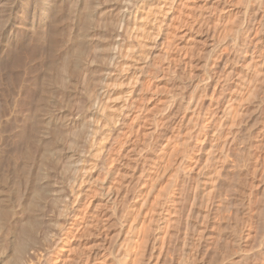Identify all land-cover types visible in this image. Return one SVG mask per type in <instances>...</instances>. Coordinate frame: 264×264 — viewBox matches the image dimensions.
<instances>
[{
  "label": "bare ground",
  "instance_id": "obj_1",
  "mask_svg": "<svg viewBox=\"0 0 264 264\" xmlns=\"http://www.w3.org/2000/svg\"><path fill=\"white\" fill-rule=\"evenodd\" d=\"M200 1L0 0L1 41L16 46L22 37L20 42L25 39L29 46L42 43V50L37 51L40 55L33 49L37 56L32 58L33 66L28 64L25 69L22 61L25 77L15 61L9 78L15 90L9 108L10 130L1 129L0 119V264H215V258L213 262L207 254L215 233L223 231L220 218H212V214L225 209L222 201L228 197L223 198V183L242 165L238 153H252L246 130L264 109V0H216L215 10L208 15L203 14ZM236 2L245 6L241 15L229 8ZM196 24L209 37V48L203 49L207 51L206 68L201 69V76L196 72L199 78L189 83V95L179 96L178 101L177 95L171 96L165 107L161 105L167 116L155 111L158 117L151 124L150 138L141 142L135 122L129 121L138 116V111L136 117L132 115L141 107L140 101L148 98L143 91L155 92L161 83L158 76V81H152L153 74L160 72L164 78L168 71L175 77L176 62L182 61L185 74L196 75L191 74L193 66L186 67L191 63L186 60L187 49L173 52L179 28L186 25L190 34L194 28L200 29ZM252 44H257L256 60H252L253 53L248 54ZM241 52L251 61L239 59ZM238 59L246 63L231 67ZM231 74L235 88L224 93L227 87L223 84ZM20 88L23 102L18 100ZM206 94L208 99L202 104ZM176 105H180L178 113L170 118ZM156 134L163 140L158 147L152 141L155 149L151 143L154 150L149 156L148 144ZM259 139L253 142L257 144ZM128 141L133 145L128 149L139 151L140 158L129 176ZM253 157L252 161L257 159ZM244 160L248 162L239 168L243 174L238 172L246 179L242 196L247 224L242 234L230 237L222 253L223 264H240L252 249L247 241L249 247L244 248L243 238L249 236L252 191L261 183L262 177L256 174L264 165L257 160L250 169V159ZM92 205L98 208L92 209ZM94 230L103 234L101 249L92 250L90 245L84 250L83 246L77 256L82 237ZM261 238L256 243L263 247L264 236Z\"/></svg>",
  "mask_w": 264,
  "mask_h": 264
},
{
  "label": "rangeland",
  "instance_id": "obj_2",
  "mask_svg": "<svg viewBox=\"0 0 264 264\" xmlns=\"http://www.w3.org/2000/svg\"><path fill=\"white\" fill-rule=\"evenodd\" d=\"M1 1H5V0H1ZM202 1V0H201ZM200 1V3H199V5H201V10H203L202 12H203V14L204 15H208L209 13H211L212 11H214L215 10V8H213L214 7V2L216 1V0H203V2H201ZM211 1V2H210ZM204 4V5H203ZM209 5V6H208ZM203 6V7H202ZM213 6V7H212ZM209 7V8H208ZM244 4L242 5L241 3H237L236 2V4L234 3L232 6H230L229 8L230 9H232V11L234 12V13H236L237 12V15H241L242 14V12H243V10H244ZM57 9H58V7L56 8V6H55V9H54V12H53V14L55 13V16H56V13H57ZM236 9V10H235ZM212 10V11H211ZM236 11V12H235ZM53 18H55L54 17V15H53ZM55 20H56V18H55ZM0 22L2 23V21L0 20ZM197 26H198V29L199 30H197L196 28H194V30L196 31H194L193 30V32L192 33H188L187 31H186V25L184 26V28H183V26H182V28L180 27L179 28V35L177 36V42L175 43V47H174V50H173V52L175 53V54H179L180 52H182L183 51V49H184V51L186 50V54H187V52H188V54L186 55L187 57V59L186 60H191L190 62L191 63H189V61H186V64L187 63H189L188 64V66L186 65V67H190V69H191V67H192V69H191V74L192 73H198L200 76L202 75L201 73H202V70L204 69L205 70V68H206V64H207V59H206V57H207V51H203V49L204 48H209V37L207 38V34H206V32H203V29H205V28H203V26H201L200 24L198 25V24H196ZM196 25H195V27H196ZM0 27H1V25H0ZM185 29V30H184ZM182 30H183V32L185 31V33L187 34V35H185V33H183L182 34ZM202 30V31H201ZM3 31L0 29V101H1V103H0V119H1V122H2V126H4V127H2L1 129L4 131H8V130H10V128L8 127V126H10V120H12V116H11V111H9V110H11V109H9V108H11V106H12V104L11 103H13V99H12V101H11V97H13V93H14V87H13V85H11V80L12 79H9L10 78V76H11V74H12V70L14 69V63H15V61L17 60L18 61V71H19V73L21 74V76H22V74H23V77H25V75H24V69L23 68H25L26 66H28V64H29V66H31L30 64H32V66H33V64L35 63V61L33 60V59H35L38 55H40L41 54V52H39L40 54H38V52L37 51H41L42 50V48L41 47H39V46H41L42 45V43H41V45H40V43H38V45L35 47V46H29V44L27 43V41H26V43L28 44V46H29V48L30 49H37V50H35L36 52H37V56H34V55H36V53L34 54L33 52H34V50L33 51H31L30 49H27L26 48V43H25V39H23V41H21L20 42V40L22 39V37H21V39L19 40V38L17 39V42H16V46H12L11 44H4L5 42H2L1 40H3L4 41V35H3V33H2ZM2 33V34H1ZM199 33H201V34H199ZM205 33V34H204ZM189 34V35H188ZM180 35H182V37L180 36ZM202 35V36H201ZM204 35H206V36H204ZM3 36V37H2ZM191 36H192V38H191ZM181 37V38H180ZM189 37L191 38V39H189ZM204 37V38H203ZM185 38V39H184ZM180 39V40H179ZM184 39V40H183ZM185 40H186V42H185ZM188 40V41H187ZM191 40V41H190ZM195 40V41H194ZM200 40V41H199ZM203 40H204V42H203ZM206 40V41H205ZM20 42V44H19V42ZM179 41V42H178ZM183 41V42H182ZM190 41V42H189ZM193 41V42H192ZM207 41L209 42L208 44H207ZM25 43V45L24 44H22V43ZM185 42V43H184ZM187 42H188V44H187ZM178 43V44H177ZM182 43H184L185 45H182ZM193 43V44H192ZM19 44V45H18ZM186 44H187V46H186ZM179 45V46H178ZM180 45H182L181 47H180ZM197 45V46H196ZM255 45H257V44H252L251 45V47H250V51L248 52V54L250 53V55L249 56H252L251 54L253 53V58H255V59H253L252 58V60H256L257 58H258V56H257V49H256V47H255ZM2 46H3V48H2ZM5 46V47H4ZM8 46H9V48H8ZM19 46L21 47V48H19ZM185 46V47H184ZM199 46V47H198ZM180 47V48H179ZM187 47H190V48H187ZM24 48V49H23ZM176 48V49H175ZM19 50V51H16V50ZM23 49V50H22ZM39 49V50H38ZM41 49V50H40ZM180 49V52H177L176 53V51H178ZM193 49V50H192ZM206 49H204V50H206ZM14 51V52H11V51ZM22 50V51H21ZM30 50V51H29ZM196 50V51H195ZM227 50V49H226ZM2 51V52H1ZM6 51V52H5ZM9 53H8V52ZM21 51V53H24L23 55L25 56H23V55H21V53L19 54V52ZM27 51H29L28 53H26ZM10 52H11V54H10ZM32 52V53H31ZM197 52V53H196ZM223 52L225 53L226 51H225V49L223 50ZM29 53L31 54V56L29 55ZM194 53V54H193ZM227 53V52H226ZM6 54V55H5ZM33 54V55H32ZM242 54V55H241ZM248 54H243L242 52L241 53H239V56H238V58L239 59H241V58H243V60L245 59L246 61H247V59H248V61H251V57H248L247 55ZM9 55V56H8ZM19 55V56H18ZM193 55V56H192ZM198 55H200V56H198ZM22 56V58H20ZM163 54H161V56H160V58L162 59V60H164L165 61V59L164 58H166L165 56H164V58H163ZM244 56V57H243ZM20 58V60H19V58ZM27 57V58H26ZM35 57V58H34ZM188 57H190L189 59H188ZM241 57V58H240ZM33 58V59H32ZM202 58H205V59H202ZM26 59V60H25ZM167 59V58H166ZM238 59V63L237 62H235V63H231V67H232V65H233V68H239V65L240 64H244V63H246V62H244L243 60V62L241 61V60H239ZM14 60V62H12ZM32 60V61H31ZM22 61H23V65H21L22 64ZM34 61V62H33ZM167 61V60H166ZM165 61V62H166ZM204 61H206V63L204 62ZM240 61V62H239ZM247 61V62H248ZM12 62V63H11ZM31 62V63H30ZM179 62V63H178ZM182 61H177L176 62V64H179V65H177V68L179 69H176V71H175V77H173V75L172 74H174V72L173 73H171V72H169L168 73V71H167V74H169V76H168V78H170V80L169 79H167V81H166V78H167V76L165 75L164 76V78H163V76L161 75V73L159 72H156V73H158V74H156L155 75V73L153 74V78L156 76V78L155 79H153L152 81L153 82H155V81H158L159 80V78L158 77H160V84H159V86H161L162 87V91H160V89H158L159 88V86L157 87V89H158V91H157V89H155L154 91L156 92H153V90L152 91H150L149 89H146L145 91H143V92H146L145 93V96L144 97H147L148 96V98H144L143 97V92H142V99L144 98L145 100H142V102L140 101V103L138 104L139 106L141 105V107H136V108H138V109H134V113H133V115L132 116H134V117H136L137 115V117L136 118H134L133 119V117H131L130 119L131 120H133V121H129V123H133L134 124V122H135V129L137 130H139V137H140V139L142 140L141 142H145V141H147V140H149V138H150V131H151V128H152V126H151V124L153 125V123H154V120L153 119H155V118H157L158 116H160V115H164L165 113H166V115L165 116H167L168 114H167V112L165 111V108H163L161 105H164V107H165V104H166V102H167V100L171 97V96H176V98H177V101H178V98H180L179 96H185V95H189L190 93H191V91H192V88H190L191 87V85H189V83L191 84V80L192 79H194V78H199V75L196 73V75L195 74H192V75H194V77L192 76V78H191V76L188 74L187 75V72H186V74H185V72H184V64H183V62L181 63ZM10 63V64H9ZM25 64V65H24ZM204 64V65H203ZM223 65V62H221L220 64H219V67L217 68V72L219 73V72H221V66ZM236 64V65H235ZM7 65V66H6ZM9 65H11V67L9 66ZM23 67H21V66ZM238 65V66H237ZM201 66V67H200ZM235 66V67H234ZM2 67V68H1ZM13 67V68H12ZM184 69H183V68ZM199 67H200V69H199ZM11 69V70H10ZM25 69H28V67H26ZM182 69H183V71H182ZM202 69V70H201ZM9 70V71H8ZM178 70V71H177ZM203 70V71H204ZM14 71V70H13ZM180 71H182V74H181V72ZM3 72V73H2ZM5 72V73H4ZM179 72V73H178ZM201 72V73H200ZM9 73V74H8ZM160 74V75H159ZM165 74V73H164ZM183 76H181V75ZM188 77V78H186V76ZM13 75V74H12ZM172 75V76H171ZM3 76V77H2ZM158 76V77H157ZM162 76V77H161ZM178 76V77H177ZM197 76V77H196ZM5 77V78H4ZM166 77V78H165ZM186 78V80H185V78ZM231 77H232V74H231ZM230 77V79L228 80V82L226 81L225 82V84H223L224 86L223 87H227L226 89H224V90H222L223 92L225 91V92H227L228 90L227 89H229L230 91L231 90H233V88H235V87H233V81L235 80L234 78H235V76H233L232 78ZM178 78L181 80V78H183L181 81L180 80H178ZM191 78V79H190ZM9 79V80H8ZM162 79V80H161ZM165 81H164V80ZM175 79V80H174ZM8 80V81H7ZM10 81V82H9ZM22 81V80H21ZM164 81V82H163ZM177 81V82H176ZM186 81H189V82H187V83H185ZM7 82V83H6ZM9 82V83H8ZM162 82H163V86H162ZM6 83V84H5ZM178 83V84H177ZM181 83V84H180ZM229 83V84H228ZM23 84H25V83H23ZM167 84V86H165ZM180 84V85H179ZM9 85V86H8ZM20 85H22V83L20 84ZM186 85V86H185ZM188 85H189V87H188ZM225 85H228V86H225ZM8 86V87H7ZM12 88H11V87ZM25 85H22V87H24ZM173 86V87H172ZM231 86V87H230ZM160 87V88H161ZM163 87H165V88H163ZM176 87V88H175ZM187 87V88H186ZM167 88V89H166ZM185 88V89H184ZM21 89V88H20ZM165 89V90H164ZM183 89V90H182ZM187 89H188V92H186L187 91ZM189 89H191V91L189 90ZM167 90V91H166ZM177 92H176V91ZM179 90V91H178ZM182 90V91H181ZM227 90V91H226ZM153 92V93H151L150 94V92ZM163 91H165V92H167V93H165V92H163ZM174 91V92H173ZM190 91V92H189ZM161 92H163V93H161ZM176 92V93H175ZM179 92H180V94H182V95H180L179 94ZM182 92V93H181ZM185 92H186V94H185ZM224 92V93H225ZM159 93H161V94H159ZM189 93V94H188ZM19 94H21V95H19ZM19 98L20 99H18V100H20V102H23V100H24V92H23V88L19 91ZM155 94V95H154ZM208 94H209V92H208ZM208 94H206L205 95V98L203 97L202 99V104L203 103H206V101H207V99H208ZM10 95H12V96H10ZM207 98V99H206ZM8 99V100H7ZM163 99L165 100L164 102L165 103H163V104H161L160 102H162L163 101ZM162 100V101H161ZM11 101V102H10ZM6 102H9L10 104H8L7 105V103ZM146 102V103H145ZM142 103V104H141ZM158 103V104H157ZM1 104H2V107H1ZM4 104H6L5 106H4ZM178 104H179V102H178ZM177 104V105H178ZM11 105V106H10ZM137 105V106H138ZM155 105V106H154ZM176 105V107L172 110V112L170 111V113H169V117L170 118H173V117H176V112L178 113V108L177 107H180V105L179 106H177ZM10 106V107H9ZM147 108H146V107ZM151 106V107H150ZM158 106H161V107H158ZM6 107V110L4 109ZM158 107V108H157ZM8 108V109H7ZM145 108L147 109V111L145 110ZM177 108V109H176ZM1 109H3V110H1ZM162 109H164V111L162 110ZM9 112H8V111ZM139 110H140V112H143V113H140L139 112ZM156 110H160V112L159 111H156ZM163 112H162V111ZM261 110V109H260ZM260 110H258V111H260ZM263 110V111H262ZM262 112H258V114L257 113H255V116H256V114H257V118H255L254 117V119L252 120V122L255 124H253L252 123V125H253V127L251 128H247V130L246 131H248V137H249V139H248V142L250 143V139L252 140L251 141V147L249 148L250 150L249 151H252V153H249L250 155H251V157H250V155L248 154V151H245V152H247V154L245 153V152H242V153H244V155L243 154H239L238 153V155H240V161L242 162V163H240V161H239V165H241L242 167H244V165H243V163H247L248 162V160L247 161H245L244 159H247V158H249L250 160H249V162H250V164L248 163V165H252V163L253 164H255L256 163V161L258 162V163H260V165L261 166H263L264 165V162H261V161H264V122H263V118H264V109L262 108ZM2 111V112H1ZM138 111V112H137ZM149 111V112H148ZM155 111H156V113H155ZM176 111V112H175ZM136 112H137V115H136ZM146 112V113H145ZM158 112H159V114H158ZM165 112V113H164ZM2 113V114H1ZM10 113V114H9ZM139 113V114H138ZM154 113L156 114V115H158V116H154ZM8 114V115H7ZM173 114V115H172ZM261 114V115H260ZM2 115H4V116H6L5 118H2L3 116ZM140 115V116H139ZM148 115V116H147ZM149 115H150V118H149ZM171 115V116H170ZM142 116H144V119L143 120H141L143 117ZM149 118H147V117ZM154 118H153V117ZM262 116V117H261ZM10 119H9V118ZM139 117H140V119H139ZM142 117V118H141ZM152 117V118H151ZM138 118V119H137ZM168 118V117H167ZM152 119V120H151ZM6 121V123H5V125H4V122ZM129 120V119H128ZM258 120V121H257ZM143 121V122H142ZM153 121V122H152ZM9 124H8V123ZM141 123V125H140V123ZM144 125V127H145V129H144V127H143V125ZM150 126H149V125ZM263 124V125H262ZM249 125H250V123H249ZM248 125V126H249ZM262 125V126H261ZM6 126V127H5ZM140 126H142V127H140ZM8 127V130L6 129ZM259 127L260 128H262V130L261 129H259ZM143 128V129H142ZM0 129V131L1 132H3L2 130ZM134 129V130H135ZM135 130V131H136ZM144 130H145V132H144ZM257 130H259V131H257ZM261 130V131H260ZM147 131H149V132H147ZM257 131V132H256ZM146 132H147V134H146ZM257 134H256V133ZM259 132V133H258ZM261 132V133H260ZM142 133H143V135H142ZM149 133V134H148ZM247 133V132H246ZM142 135V136H141ZM161 135V134H160ZM160 135L159 134H156L155 136H154V139H150V144H148V153H150L149 154V156H151L152 154H153V150L155 149V147L154 146H156V147H158L159 146V143L163 140L162 139V137H160ZM253 135H254V137L255 138H253ZM261 135V136H260ZM149 136V137H148ZM162 136V135H161ZM250 136H252V138L250 137ZM156 137H157V139H156ZM260 138L259 140L260 141H258V143L256 144L255 142H253V140L255 141V139L256 138ZM161 138V139H160ZM146 139V140H145ZM161 140V141H160ZM261 140H262V142H263V144H262V142H261ZM152 141H154L153 143H152ZM191 143L193 142V140H191L190 141ZM189 142V145H188V147L190 146H192V144ZM261 142V143H260ZM131 143V144H130ZM151 143H152V146H153V144H155L154 146H153V148L154 149H152L149 145H151ZM257 145V148L259 147L258 146V144L260 143L261 145H260V147L258 148V149H256V145ZM142 144V143H141ZM158 144V145H157ZM191 144V145H190ZM252 145H253V147H252ZM254 145H255V147H254ZM132 147L133 145H132V142L130 141H128V143L125 145V147H126V149H128V147ZM141 146H143V144L141 145ZM150 147V148H149ZM189 147V148H190ZM254 148V149H253ZM130 149H132V148H130ZM130 149H128L127 150V153H129L128 155H129V158L131 159V162H130V160L129 159H126V162H129V163H131V164H129L128 165V167H129V169L130 170H127V175L129 174V172H130V174H131V172H132V170L134 169V167L136 166H134V167H132L135 163L137 164H139V162H140V158H139V156H138V152L139 151H134V150H130ZM152 149V150H151ZM252 149V150H251ZM156 150H157V148H156ZM155 150V151H156ZM133 152V153H132ZM135 154H137V155H135ZM253 154V155H252ZM131 155V156H130ZM237 155V156H238ZM241 155H243L244 156V159H243V156H241ZM246 155H247V157H246ZM133 156H134V158H133ZM249 156V157H248ZM253 156H257V159H254V161H252L253 159L252 158H256V157H253ZM259 156V157H258ZM242 158V159H241ZM260 158V159H259ZM263 158V159H262ZM134 159V160H133ZM129 160V161H128ZM134 162H133V161ZM136 160H138V161H136ZM136 161V162H135ZM260 161V162H259ZM149 161H147V163H148ZM252 162V163H251ZM245 163V164H246ZM240 166V167H241ZM124 167H125V165H124ZM132 169H131V168ZM145 167H146V165H145ZM239 167V168H240ZM242 167H241V169H242ZM126 168V167H125ZM237 168V167H236ZM235 168V169H236ZM239 168H237L236 169V171H235V173H234V175H232L233 173H230V175L228 176V178H230V179H228V181H227V179L225 180L226 182H225V184L223 183V185L226 187V185L228 186V187H226V188H224V186H223V188H222V191H223V193H224V195L225 196H223V193H222V196H223V198L224 199H226L227 197H228V200H223L222 202L225 204V205H223L224 207H225V209H222V208H224V207H222L221 209L222 210H219V211H221V212H219L218 211V209L217 210H215V212H214V215L212 214V218H216V219H218V217L220 218L219 220V222H220V226H219V229L221 228L222 229V231H223V233L221 232L219 235H216V233H215V240L213 241V245H211V247L209 248L210 250H208L209 252H208V254L207 255H209V256H211L210 258H209V256H208V258L209 259H211L212 260V258L214 259L215 258V260H216V262L215 261H213V262H215V264H217V262L219 263V262H221V264H223V258H222V253H224L225 252V250H227L226 248L228 247V245H229V241L231 240V238H233V237H235V236H237V235H239V234H242L241 232L242 231H245V227H246V224H247V221H246V217H247V214H246V211H245V205H244V198H243V191L242 190H244V186L245 185H243V184H245L244 182H245V180L246 179H244L243 178V176H241L242 174H243V172H242V170L241 169H239ZM253 168V165H252V167H250V169H252ZM261 168V167H260ZM263 168V167H262ZM261 168V169H262ZM264 169V168H263ZM258 170V174L260 175L261 173L264 175V170ZM238 171H241L242 172V174L240 173V172H238ZM252 171V170H251ZM260 171V172H259ZM234 172V171H233ZM249 174H250V171H249ZM258 174H256V177L258 178V177H262L261 178V183H256L255 185V187H256V189L254 190V188H253V194H252V203L250 204V214H251V216H252V214H253V216H252V219L250 218V231H249V238L247 237H245V238H243V243L245 242L246 243V241L247 242H249L248 244L250 245V247H252V249H251V252L249 251V257H247V258H243V259H241V262H240V264H264V246L263 247H261V246H259L260 245V243H256V241H259L260 242V239H262L261 237H263L264 236V232H263V230H264V228H263V222H262V220L264 221V219L263 218H260V217H262V216H264L263 214H262V211L264 212V209H262V208H264V192H263V194L260 192L262 189L264 190V182H262V181H264V177L263 176H259ZM126 175V176H127ZM235 175H236V177H235ZM129 176V175H128ZM128 176L127 177H124L125 179H127L128 178ZM240 176V177H239ZM120 177V176H119ZM123 178V179H124ZM233 178V179H232ZM235 179V181H233ZM240 183H239V182ZM242 181H244V182H242ZM228 183V184H227ZM233 183H235V184H233ZM247 183V182H246ZM263 183V184H262ZM229 184H231V185H229ZM239 184V185H238ZM235 185V186H234ZM240 186V187H239ZM261 186H263V188L261 187ZM232 187V189H230ZM233 187H236L235 189L233 188ZM239 187V188H238ZM260 187V188H259ZM257 188H258V190H257ZM224 189V190H223ZM230 189V190H229ZM241 189V190H240ZM261 189V190H260ZM226 190V191H225ZM235 192H234V191ZM237 190V191H236ZM256 191H258V192H256ZM230 192H231V194H230ZM234 192V193H233ZM239 192V193H238ZM227 193H229V195L227 196L226 194ZM238 193V194H237ZM240 194V195H239ZM232 195V196H231ZM243 195V196H242ZM257 195H259L260 196V198L259 199H257L259 196H257ZM236 196L238 197V198H236ZM254 196V197H253ZM226 197V198H225ZM229 197H230V199H229ZM217 198H218V196H217ZM217 198H215V200L217 199ZM240 198V199H239ZM256 198V199H255ZM93 199V204H96V201H95V197H93L92 198ZM238 201V203H237V201ZM260 200V201H259ZM217 202L216 203H218L219 202V200L217 199L216 200ZM226 201L227 202H229V203H226ZM233 201V202H232ZM230 202L232 203V204H230ZM223 203H221V204H223ZM234 203V204H233ZM236 203V204H235ZM234 205H236L235 206V208L233 207ZM242 205V206H241ZM253 205V206H252ZM260 206H262V208L260 207ZM98 208V206L97 205H92V209H94V208ZM244 207V208H243ZM102 207H99V209H101ZM232 208V209H231ZM262 209V210H261ZM224 210H225V212H224ZM231 210V211H230ZM104 211V210H103ZM229 211V212H228ZM254 212V213H253ZM105 213L106 214H108L109 212L108 211H105ZM220 213V214H219ZM225 213H227V214H225ZM255 213H260L261 214V216H257V215H255ZM215 214H217V215H215ZM229 214V215H228ZM196 215V214H195ZM107 216V215H106ZM216 216V217H215ZM224 216V217H223ZM228 216V217H227ZM246 216V217H245ZM256 216L258 217V219H261V222H259V220L256 218ZM108 217H110V218H108ZM108 219H111L112 217H111V215L109 216L108 215ZM194 218L196 217V216H193ZM224 219H223V218ZM245 217V218H244ZM193 218V219H194ZM229 218V219H228ZM227 219V220H226ZM240 219V220H239ZM258 221H257V220ZM223 220H225V221H222ZM236 221V222H235ZM252 222V223H251ZM235 223V224H234ZM241 223V224H240ZM244 223H245V226H244ZM261 223V224H260ZM258 224V225H257ZM222 225H224V226H222ZM229 225H231V227L229 226ZM233 225V226H232ZM238 227H237V226ZM236 226V227H235ZM241 226V227H240ZM242 226H243V228H242ZM262 226V228H261V231H260V227ZM232 227H234V228H232ZM242 228V229H241ZM253 228V229H252ZM218 229V228H217ZM221 229H220V231H221ZM229 229V230H228ZM233 229L235 230V231H233ZM257 229H259V230H257ZM238 230V231H237ZM241 230V231H240ZM252 230V231H251ZM232 231V232H231ZM237 231V232H236ZM240 231V232H239ZM257 231L259 232L258 234H257ZM262 234H261V233ZM238 233V234H237ZM214 234V233H213ZM223 234V235H222ZM236 234V235H235ZM101 235H102V238H101ZM88 236V237H87ZM217 237V238H216ZM218 237H219V239L220 240H216V239H218ZM231 237V238H230ZM84 238V239H83ZM103 239V240H102ZM245 239V240H244ZM251 241H250V240ZM253 240V241H252ZM104 237H103V234H102V232H98L97 233V230H94V231H92V233H86L83 237H82V240L80 241V242H82V243H80V247L78 248V250H77V256H79V253H81V251L80 250H82L83 251V246H84V250H87L89 247H90V245H91V247L90 248H92V250H97V248H98V250H100L101 249V247H102V243L104 244ZM98 242V243H97ZM217 242V243H216ZM255 242V243H254ZM223 243H224V245H223ZM244 243V244H245ZM251 243V244H250ZM95 244V245H94ZM98 244V245H97ZM226 244V245H225ZM228 244V245H227ZM247 243L245 244L246 246H244V248L246 247L247 249H248V247L249 246H247L248 245ZM255 244H257V246L255 245ZM87 245H89L88 247H87ZM255 247H254V246ZM93 246V247H92ZM99 246V247H98ZM101 246V247H100ZM85 247H87V248H85ZM224 247V248H223ZM94 248V249H93ZM100 248V249H99ZM220 250V251H219ZM80 251V252H79ZM251 253V254H250ZM212 254V255H211ZM220 254H221V256H220ZM218 255V256H217ZM260 256V257H259ZM217 258H219V259H217ZM252 259V260H251ZM255 260V261H254ZM257 260V261H256ZM211 261V262H212ZM243 262V263H242ZM74 264H76V263H74ZM214 264V263H213ZM220 264V263H219Z\"/></svg>",
  "mask_w": 264,
  "mask_h": 264
}]
</instances>
